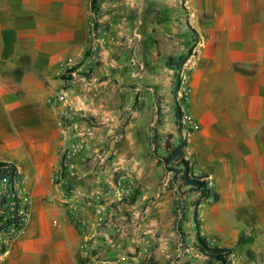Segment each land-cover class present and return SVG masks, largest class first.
I'll return each instance as SVG.
<instances>
[{"label": "crops", "instance_id": "0c3cea01", "mask_svg": "<svg viewBox=\"0 0 264 264\" xmlns=\"http://www.w3.org/2000/svg\"><path fill=\"white\" fill-rule=\"evenodd\" d=\"M149 1L127 0L133 7L141 3L147 18ZM155 1L163 19L160 61H176L191 50L177 73L189 89L185 159L210 192L196 208L199 234L230 250L228 264H264V0ZM92 19L89 0H0V161L25 162L27 148L39 197L58 145L51 134L57 108L47 101L62 90L61 67L84 56ZM165 185L153 184L157 205L130 241L112 236L111 214L101 225L92 207H82L80 226L63 205L36 197L21 229L0 244V264H95L97 258L128 263L123 252L133 242L144 250L151 236L141 233L152 231L161 235L157 259L164 264L179 239L197 243L192 202L180 215L178 232L177 192ZM179 259L209 264L194 251Z\"/></svg>", "mask_w": 264, "mask_h": 264}, {"label": "rangeland", "instance_id": "374dc122", "mask_svg": "<svg viewBox=\"0 0 264 264\" xmlns=\"http://www.w3.org/2000/svg\"><path fill=\"white\" fill-rule=\"evenodd\" d=\"M98 2V29L92 31L90 26V45L79 62L61 67L57 78L63 83L62 90L47 101L57 108L51 134L58 145L55 163L50 164V172L42 185L44 190L40 197L35 194L32 184L35 179L31 178L34 162L28 149L22 148L26 160L16 163L18 202L5 191L4 182H0V198L4 194L5 206H10V210L4 212L6 215L14 214L15 204L18 206L19 214L24 218L22 225L28 219L36 197L42 204L57 203L67 209L99 208L103 211V221L99 224L106 223L111 214L112 236L118 239L123 228L128 225L137 228L142 217L149 214V208L156 207L159 197L151 191L158 189L153 184L157 182L161 186L165 183L169 188L171 174L152 157L150 137L153 130L156 131L160 146L158 154L164 156L167 137L171 136L172 143L177 142L179 128L174 112L179 107L180 111L184 109L182 114H186V100L179 95L180 73L171 74L166 63L159 59L158 26L163 19L157 17L156 1H149L150 18L142 17L141 3L133 7L127 0ZM68 66L76 68L74 77L64 80L62 76ZM182 128L181 135L185 136L187 128ZM74 146H77L76 151ZM118 185L130 186L132 193L127 198L120 197ZM148 191L151 195L142 199ZM177 197L173 217L178 220L185 206L197 197L185 188L177 193ZM179 199L183 201L182 210H179ZM186 215L189 219L188 212ZM132 230L134 228H129L123 239L130 241L135 237ZM149 235L151 238L144 250L133 242L132 250L126 251L123 242V257L132 264H159L161 235L158 231L141 233V237ZM181 235L184 234L181 232ZM178 242L182 244L181 251L198 252L196 242L179 239L164 264L179 263ZM208 245L215 246L213 243ZM188 262L184 260L179 264Z\"/></svg>", "mask_w": 264, "mask_h": 264}, {"label": "trees", "instance_id": "16d2710c", "mask_svg": "<svg viewBox=\"0 0 264 264\" xmlns=\"http://www.w3.org/2000/svg\"><path fill=\"white\" fill-rule=\"evenodd\" d=\"M90 10L93 14V22H92V31H96L98 29V18L100 15V7L98 0L90 1ZM191 50L189 49L186 55L179 57L176 61L172 58H168L166 61V67L173 71H180L183 68L184 63L186 62L188 56L190 55ZM76 68H71L62 76L64 80H71V73L75 71ZM175 123L179 128V135L177 137V144L173 145L170 141L171 136H168L164 143V151L165 155L160 156L158 154V150L160 148L157 140L156 131L153 130V135L150 137V145L152 147L151 155L156 160L157 164L162 165L165 172L171 174V179L168 184V187L174 189L177 193L183 188H187V191L194 192L198 195L196 200L192 201V206L194 207L193 212V221L196 230V240H197V249L198 252L207 257L208 263H218V264H228L230 250L225 248H218L216 246H209L206 241L199 234V221L198 215L196 212V208L199 206L202 200L209 197L210 192L206 185V183L202 180V178L195 176L190 168L189 162L185 159V148L187 145V138L181 135L182 131V112L180 108H176L174 112ZM19 177L18 167L15 163L10 161H0V182H4L5 191L12 194L15 202H18L15 184L16 180ZM7 205V199L4 194H2L0 198V211L3 213L0 214V233L7 231L8 228L12 227L16 230L20 229L22 225V216L18 214L19 209L15 204L12 218H7L10 216L6 215L4 212L8 210V207H4ZM179 210H182L183 201L179 199ZM182 216V214H180ZM182 221L179 218L176 221V230L178 232L181 231Z\"/></svg>", "mask_w": 264, "mask_h": 264}, {"label": "built area", "instance_id": "2783aa9c", "mask_svg": "<svg viewBox=\"0 0 264 264\" xmlns=\"http://www.w3.org/2000/svg\"><path fill=\"white\" fill-rule=\"evenodd\" d=\"M91 27H92V24H91ZM70 69L71 68L68 66V70H70ZM71 77L73 79L74 72L71 73ZM180 77H181L180 78L181 81H183V77L181 75H180ZM188 93H189V89L187 87H185L184 85H182V83H181V87H180V90H179L180 97H183V99H185L187 101ZM181 108L183 109V107H181ZM181 111H184V109L181 110ZM181 122H182V125L183 126H185V127L189 126L190 121H189V118L186 116V114H182V120H181ZM73 150L76 151L77 150V146H74ZM131 193H132V189H131L130 186L123 187L121 185H118V187H117V194L120 197L127 198ZM5 207H8L9 208L8 210H10V206H5ZM69 211H70V216H71L72 220L75 222V224L82 226L83 224H82V222H81V220H80V218L78 216L79 214L77 212V209L74 208V207H71L69 209ZM95 211H96L95 214L97 216L98 222L103 221L102 220L103 211L101 209H99V208H97ZM18 214H19V212H18ZM12 217H13V214H10V216L7 217V218H12ZM22 220L24 221V218ZM128 227L129 228H131V227L134 228L135 226L129 225V226L123 228V230L119 234L120 237H122V238H125L126 237V233L128 232ZM20 229H18L17 231H19ZM17 231H16V229L10 227V228L7 229V231L0 233V239H2L1 240L2 242H0V243L3 244L4 243V240L5 241L9 240L11 238V236H13ZM181 247H182V244L180 242H178V244H177V257H179V258L185 252V250H184V252L181 251ZM197 253H199V252H197ZM95 264H131V263H129V262L128 263L127 262H120V261H108V260H105V259H102V258H97L95 260ZM171 264H173V263H171ZM203 264H205V263H203Z\"/></svg>", "mask_w": 264, "mask_h": 264}]
</instances>
